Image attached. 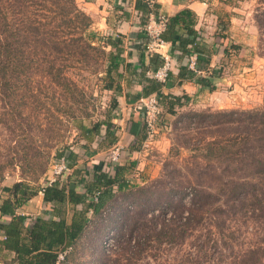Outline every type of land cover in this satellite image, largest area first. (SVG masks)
I'll list each match as a JSON object with an SVG mask.
<instances>
[{
	"label": "trees",
	"instance_id": "obj_1",
	"mask_svg": "<svg viewBox=\"0 0 264 264\" xmlns=\"http://www.w3.org/2000/svg\"><path fill=\"white\" fill-rule=\"evenodd\" d=\"M136 8L158 13L157 6L150 8L146 1H138ZM167 18L162 40L172 43L182 54L195 52L200 56L205 53V48L201 47L202 39L195 29L197 15L191 9L185 8ZM255 20L260 34L261 56L264 57V0L257 7ZM92 24L91 17L81 10L77 0H0V86L4 90L16 91L21 69L23 75L30 78L25 82V88L31 92V71L39 69L45 61L51 84L65 87L71 98L75 99L73 86L76 84L70 73L72 69H82L76 66L77 63L86 62L98 65L104 74L103 80L108 81L106 89L121 97L124 91L120 79L123 80L124 74L120 69L122 66L130 67L122 56L121 40L118 36L99 37L92 31ZM219 27L223 31L229 30L228 24L222 21ZM233 45L235 49L240 48ZM44 54L45 58H39ZM154 60L153 64L144 66L139 73L143 83L142 97L157 94L163 113H174L176 108L183 107L190 99L187 95L174 97L161 93L166 84L147 76V73L162 67L164 58L155 54ZM58 61L64 64L58 66ZM208 62V59L200 60L201 64ZM222 72L214 70L210 77H218ZM180 76L192 79L211 91L216 89L210 77L194 78L193 71L186 67L181 68ZM117 104L118 100L114 103L115 107ZM195 115L211 119L218 114ZM219 115L224 116L223 122H207L203 119L209 130L206 132L208 141L200 140L197 149L204 152L202 158L207 163H195L191 168L190 187L194 193L191 194L187 209H184V198H180L179 214L174 219L168 221L166 217L172 204L161 206L158 201L152 202L150 197H142L141 194H148L149 189L120 177L126 171H133L135 164L126 168H118L119 165L115 164L113 173L104 169L105 163L99 164L95 167L92 181L79 182L80 190L63 181L64 176L52 183H48L45 177L44 183L36 187L24 180L17 181L3 188L6 196L0 203V263L57 264L59 255L69 250L60 263L79 264L77 257L87 254L94 247L87 241L91 240V233L95 230H109L99 245L104 254H110L115 248V228L111 217L115 215L117 220V215L127 212L131 231L140 229L142 235L139 237H145L140 252L165 241L184 245L189 236L200 234L203 242L196 246V256L181 261V264H201L200 261L204 260L207 254L203 251L204 246L209 247L208 243L216 241L212 238L213 232L207 233V228L214 229L217 236L221 237L220 231L223 232L225 227H230L229 222L235 221L242 223L244 229H237V236L230 234L229 239L241 241L249 236H257L245 215L243 217L237 210L229 214L224 207L230 204L237 207V203L246 195L257 199L258 204L264 199V108L230 110ZM114 119L108 117L91 128L80 124L79 128L86 134L82 145L91 144L95 139L115 145L117 136ZM221 124L223 130L218 128ZM72 148L57 152L52 162L66 157L73 163ZM45 154L46 161L36 160L34 165L38 166V173L46 176L52 162L50 153ZM218 160L227 163L220 172ZM40 174L35 170L33 175L38 178ZM41 192L49 207L43 214L31 217L18 213L20 207L29 204ZM136 194L139 199L137 203ZM158 210L159 214L154 215ZM185 210L188 213L186 216ZM259 218L264 222V212ZM257 237L258 245H251L245 255L236 259L235 264H264V237ZM119 241L121 245L125 242L122 236Z\"/></svg>",
	"mask_w": 264,
	"mask_h": 264
},
{
	"label": "rangeland",
	"instance_id": "obj_2",
	"mask_svg": "<svg viewBox=\"0 0 264 264\" xmlns=\"http://www.w3.org/2000/svg\"><path fill=\"white\" fill-rule=\"evenodd\" d=\"M205 1L209 3L211 12L218 16V23L222 21L228 24L229 29L234 27L233 32L223 31L220 27L215 30L220 34L247 32L249 35H255V41L252 40L255 49L251 50L249 47V39L248 43H243L240 48L235 49L233 44L229 45V52L224 58L222 92L212 90L213 92L203 99L204 102H188L183 107L176 108L174 113H163L161 119L168 124V128L160 133L150 147L141 148L138 164L134 166L137 170L136 183L149 189V192L144 195L139 193V190L137 192L144 198L150 197L152 202L158 201L161 206L172 204L166 216L168 221L179 214L178 201L181 197L184 198V209L190 205L191 194L194 193L190 187L191 168L195 163H207L205 158H202L204 152L197 149L200 140L208 141L206 132L209 130L205 127L204 120L223 122L224 116L219 115L220 113L264 108V57L261 56L260 34L255 20L257 7L262 0ZM235 6L237 9L234 12L232 7ZM234 15L238 21L236 25L231 23L232 19H235ZM91 29L99 37L105 36L101 31L95 30L93 24ZM45 56L44 54L39 58L43 59ZM43 62L39 69L31 71V92L25 88V82L30 78L27 79L21 69L16 91L4 90L0 86V203L6 196L3 188L12 186L17 181L24 180L35 187L42 185L46 176L38 173V166H35L34 162H45V153L49 152L51 163L57 152L85 142L86 134L79 128L80 124L91 128L108 117L118 116L120 97L114 91L106 89L108 81L103 80L104 74L98 65L77 63L76 66L82 69H72L70 74L76 84L73 86V99L65 87L51 84V77L45 69L46 62ZM58 64L61 66L64 63L58 61ZM120 82L124 91L122 78ZM116 100L118 104L115 107ZM196 113L204 116L218 115L205 119L196 116ZM218 128L223 130V125ZM217 164L220 166V172L227 163L218 160ZM35 170L40 174L38 178L33 175ZM136 199L137 203V194ZM256 201L251 195H246L237 203V207L230 204L224 209L229 214L237 210L243 217L245 215L257 236L264 237V222L259 218L264 212V199H261L260 204ZM128 210L129 207L126 211ZM159 211H155L154 215H158ZM183 212L185 216L188 215L187 210ZM128 214L127 212L117 215V220L115 215L111 217L115 228L113 251L104 254L99 245L109 230H95L91 233V240L87 241L94 247H91L87 254L77 257L79 264H181V261L195 257L196 246L203 242V237L196 234V237L189 236L184 245L165 241L140 252L144 247L145 237H139L142 235L140 229L131 231V225H128L127 221ZM228 224L229 228L225 227L223 232L220 231L222 240L214 229L207 228V233L213 232L212 238L217 242L212 241L208 243L209 247L204 246L203 251L207 254L204 260L200 261L201 264H235L236 259L245 255L251 245H258L259 238L255 235L241 241L229 239L230 234L237 236L236 230L244 227L242 223L235 221ZM121 236L125 240L122 245L119 241ZM114 239L111 241L114 242Z\"/></svg>",
	"mask_w": 264,
	"mask_h": 264
},
{
	"label": "crops",
	"instance_id": "obj_3",
	"mask_svg": "<svg viewBox=\"0 0 264 264\" xmlns=\"http://www.w3.org/2000/svg\"><path fill=\"white\" fill-rule=\"evenodd\" d=\"M138 1L145 3V0H77L78 6L91 17L95 30L101 31L105 36L119 37L125 64L130 65L128 68L122 66L120 69L124 74V93L120 97V109L114 120L116 144L111 146L102 140L95 139L91 144H81L72 148L73 164L71 170L64 175L62 180L78 190H80L78 186H81L79 182L92 181L95 167L105 163L116 149L120 150L118 168L132 167L134 164H138L137 159L141 156L142 143L145 139L142 112L138 108L143 91L139 73L143 71L144 66L148 67L155 62V54L161 57L167 55L172 62L170 76L161 90L164 96L187 95L190 99L189 102L198 104L197 102H204L203 99L213 92L192 79L181 78V68L186 67L189 70L187 67L189 55L182 54L172 43L167 42L162 48L149 50L150 41L145 27L157 14L154 11L144 12L136 8ZM156 6L158 13L167 17L174 16L185 8L191 9L197 15L195 29L202 39L201 47L205 48V53L197 58L198 72H193L194 78L210 77L212 71L223 70L224 58L229 52V45L241 46L243 43L247 44V39H249V47L251 50L255 49V45L252 43V40L256 39L255 35H249L247 32L220 34L215 30L219 28L218 16L211 12L210 5L205 0H156ZM236 9V6L232 7L234 12ZM233 18L235 19H232L231 23L236 25L238 22L236 15ZM233 28L231 26L229 30L233 32ZM223 35L226 37H222ZM202 59H208L209 62L201 64L200 60ZM151 73L154 71L148 72L147 76H150ZM210 80L216 86V90H219V93L222 92L223 75L210 77ZM136 171V169L130 172L126 171L120 177L131 183H136L138 181ZM48 208L41 192L29 204L20 207L18 213L34 217L43 214ZM89 216H92L91 212Z\"/></svg>",
	"mask_w": 264,
	"mask_h": 264
},
{
	"label": "built area",
	"instance_id": "obj_4",
	"mask_svg": "<svg viewBox=\"0 0 264 264\" xmlns=\"http://www.w3.org/2000/svg\"><path fill=\"white\" fill-rule=\"evenodd\" d=\"M150 8L156 5V0H145ZM168 18L165 15L157 13V15L146 25L145 30L148 37L150 38V43L148 45L149 50L158 49L164 47L167 42L162 40L161 35L165 31L167 26ZM164 64L160 69L150 76L156 80L166 83L169 78V74L172 68V62L169 56L164 55ZM197 53H192L189 55V60L187 62V67L193 72H198L197 70ZM138 108L142 112L143 125L145 128L146 138L142 143V148H148L153 144L161 132L168 128V124L163 122L161 116L163 114V108L160 104V97L157 94H152L147 97H142L139 100ZM120 160V150L116 149L111 153L107 162L103 165L104 169L113 173L114 165ZM72 162L66 158L62 157L57 161L51 163L49 170L46 175V181L48 183L55 182L58 177L64 176L67 172L71 170ZM69 250L59 255V260L57 264L64 260L65 255Z\"/></svg>",
	"mask_w": 264,
	"mask_h": 264
}]
</instances>
